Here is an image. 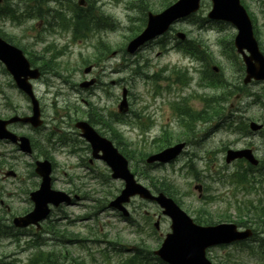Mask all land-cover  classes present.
Returning <instances> with one entry per match:
<instances>
[{
  "label": "rangeland",
  "instance_id": "374dc122",
  "mask_svg": "<svg viewBox=\"0 0 264 264\" xmlns=\"http://www.w3.org/2000/svg\"><path fill=\"white\" fill-rule=\"evenodd\" d=\"M89 1H92L89 5L96 12L106 17L110 16L116 27L113 26L112 29L102 27L85 39L74 40L70 30H63L57 25L52 27V31H48L46 27L48 19L44 16L30 17L20 22L0 16V34L11 37L13 43L27 50L35 60L34 66L43 68L42 60L51 54L60 66L54 70L51 69L52 64L44 67L41 78L33 82L44 119V126L40 132H31L24 126L15 127L16 131L25 134L31 132L32 137L41 144L46 142L44 139L46 134L48 136L50 131L57 129L70 132L67 133L68 136L74 139L76 136L72 132L74 127L71 120L83 118L87 107L83 100L90 99L91 102L97 103L106 116L110 112L119 115L117 105L125 89L126 92L128 90L129 103L127 124L115 125V128L122 136V139L118 140L121 142L120 146L125 147L133 155L132 161H129L132 171L134 167L143 165L138 164L139 153L146 155L155 151L154 148L160 143L155 139L160 137L163 129L168 128L171 135L163 146L175 142L176 133L185 134L189 138V145L175 161L153 165L150 168V175L158 177L159 181L162 178L171 181L172 186L177 188H173L172 191L182 201L180 207L190 217L210 215L215 222L228 220L235 222V205L238 202L252 200L256 203L261 199L264 204V178L253 179L251 184L230 183L227 175L239 170L243 163L235 161L226 164L224 161L227 148L243 147L251 148L255 157L264 161V127L259 133L250 132L248 129V133L245 134L241 131L232 132L217 125V122L210 121L197 124L195 130L179 132L178 116L176 114L175 117L172 105L179 104L185 99L188 107L200 110L205 97L223 92L229 97L224 103L221 101L219 103L225 106L226 115H232L233 126L235 124L239 126L240 123L242 125V122L248 125L249 119L264 125V81L243 84V63L230 46L236 32L235 28L228 23H204L198 19L205 17L210 7L209 1H204L194 22L187 19L178 21L173 25L167 39L151 42L135 55L127 56L123 51L125 43L142 28L146 12L159 11V7L167 0ZM70 2L74 4L76 0ZM11 3L20 9L19 12L25 6L32 8L34 12L37 9L54 10L62 5V12L70 16L65 11V7L68 6L66 1L0 0V5ZM242 4L252 19L254 30L256 27L255 38L264 52V0H243ZM174 30L184 32L188 38L204 40L207 54L202 62L186 58L175 50L160 53L165 41L171 43ZM101 40L109 44L107 48H110V51L106 58L96 60L98 62L95 63V69L85 75L83 68L86 64H82L85 60L98 59L93 53L95 44ZM50 45L54 49L51 50ZM62 63H66L68 69L61 66ZM209 65L210 68L211 66L217 68L214 73L219 74L218 77L224 83L220 88H209L203 80ZM136 68H140L146 75H134ZM173 68L180 69L185 74L187 82L179 83ZM160 74L167 77L160 80L158 78ZM95 75L100 76L99 84L104 88L99 87L100 90L95 88L98 86L91 89L78 88V81ZM153 76L155 81L152 79ZM74 87L78 91L74 90ZM104 89L105 91H102ZM161 90L167 92L161 95L159 94ZM232 91L236 94L231 93ZM28 105V100L14 86L10 75L0 63V116L9 113L14 107L18 112H27ZM136 116L139 118L141 116L144 125L149 124L146 130H143L138 120L136 121ZM105 135L108 137V134ZM47 145L51 147L50 144ZM82 145L83 151L80 149L73 154L69 153L71 146H58L56 150L50 151L49 147L43 145L54 160L52 187L64 191L77 188L82 199L76 204L52 209L49 218L42 223V231L36 233L41 237L39 242L41 252L54 250L58 256L60 253L69 255L71 263L65 264H127L124 260L130 255L138 254L133 253L138 245L150 250V253L146 252L142 257L155 264L152 251L160 245L166 232L170 231L169 219L161 214L156 204L139 198H133L128 204L133 221H125L117 211L108 208L107 202L119 192L123 183L109 177V170L102 161L92 159L93 164H88L90 153L86 145ZM4 147L13 150L11 145ZM13 152L15 157L5 159L7 164L0 172V200L3 202L0 205V219L5 223L11 221L12 215L24 211L22 203L27 202L25 199L28 195L24 192L37 188L39 183V178L30 173V170H33L30 165L33 164L34 158L39 156V151L33 152L32 156L14 150ZM81 158L91 167L88 169L78 167L76 164ZM9 169L14 170L17 176L3 177V173ZM136 178L144 185L150 186L151 181H148L141 170L139 175L136 174ZM196 184H201V191L195 189ZM5 205L10 209L7 210ZM146 212L153 216L152 220L144 223L142 215L145 216ZM157 215H160L158 230L153 227ZM45 225L50 226V231H46ZM30 233L31 231L18 239L0 237V260L10 262L9 264H30L31 254L39 250L33 246L28 247L27 240L34 237ZM247 247L248 245L237 244L216 246L209 248L206 255L213 264H264V254L250 253ZM146 260L144 262H147Z\"/></svg>",
  "mask_w": 264,
  "mask_h": 264
},
{
  "label": "water",
  "instance_id": "95a60500",
  "mask_svg": "<svg viewBox=\"0 0 264 264\" xmlns=\"http://www.w3.org/2000/svg\"><path fill=\"white\" fill-rule=\"evenodd\" d=\"M199 0H179L172 8L167 10L160 16L150 17L147 30H152L156 21L163 19V25H167L175 16L186 13L198 7ZM213 8L209 13L212 18L226 19L232 21L238 27V34L235 37V46L243 55L246 64V76L244 82H249L251 78L264 79V59L259 53L257 45L252 37L250 22L242 9L239 6L238 0H212ZM145 31V32H146ZM153 33H147L142 38H137L132 41L127 49L133 51L137 45L143 40L150 37ZM243 49H246L250 55H245ZM0 60L5 64L6 69L12 74L17 86L22 89L32 101V115L30 116H12L8 120L0 119V138H9L12 141H17L18 137L6 129V124L22 121L29 122L33 126L41 124L39 119L38 102L35 99L30 84L27 82V77H36L37 69H29V63L23 56L22 51L13 45L8 44L0 38ZM87 67L85 71H88ZM124 96V94H123ZM120 110L126 109V102L123 99L119 104ZM80 128L81 135L90 142L93 150V155L103 159L111 168L113 178H121L124 180V188L120 194L110 202V206L115 207L127 214L122 203L129 201L130 196L138 194L144 198H154L164 208L163 213L170 216L171 233H168L160 247L156 251L162 259L170 264H211L205 258V248L218 243H227L234 240L247 238L251 235L250 229L243 231L237 230L235 224L220 223L211 226H198L194 224L182 211H180L170 200L166 199L161 193L158 197H152L149 191L143 186L136 183L133 175L127 168V161L118 153L109 141L97 135L89 125L80 121L76 123ZM252 130H258L261 125L255 122L249 124ZM20 147L23 151L30 152L29 140L25 136H20ZM184 143H177L174 146L165 148L164 150L150 155L147 158L148 162L153 161H168L174 158L182 149ZM101 151V155L98 152ZM244 157L253 164H257V160L253 157L250 149L226 151L225 160L230 162L236 158ZM36 172L41 176L42 180L39 189L32 191L30 197L34 202V208L23 216H17L13 219L16 226L25 227L29 224H38V221L44 219L50 208L49 203L54 206L60 203H69L70 197L63 191L53 190L50 187V172L51 165L48 160L36 161ZM12 172H9L10 174ZM157 226V222L155 223Z\"/></svg>",
  "mask_w": 264,
  "mask_h": 264
},
{
  "label": "trees",
  "instance_id": "16d2710c",
  "mask_svg": "<svg viewBox=\"0 0 264 264\" xmlns=\"http://www.w3.org/2000/svg\"><path fill=\"white\" fill-rule=\"evenodd\" d=\"M89 3L91 4L92 1H89ZM14 11H16V9L12 8L10 4H6L4 7L0 8L1 15L10 16L13 19H16L14 16ZM94 19L95 18L91 16L76 14V16L73 17V24L76 29L87 31L90 29ZM7 39L12 42V39H10L9 37H7ZM197 44L200 45L199 43ZM207 82L210 85L214 86H221L224 84L221 80L215 81L211 78L207 79ZM231 93L234 94L235 92L232 91ZM228 97L229 95L225 94L222 102H224ZM218 98V96L207 98L205 102L206 106L202 111L204 121L207 122L223 118L225 114V106L222 104L220 105ZM189 117L193 120L195 117H197V115H195L194 112H191L189 114ZM193 128L194 127L192 126L191 129ZM240 130H246V125L242 124L240 126ZM121 152L128 159H133L132 153L129 152L125 147L122 148ZM140 159H143V156ZM260 167H263V164H261ZM142 168L143 167H141V169ZM251 169H253V167L250 165L240 167L239 170H237L230 176L231 181L237 185L241 183H249L248 175H250L252 171ZM134 170L137 171V167H135ZM156 182L158 186L153 184L155 186V189L160 190L161 188L164 191H170V188L168 187L169 185L163 184V182L160 181ZM235 211V221L238 225L250 226L253 228L254 234L251 240L253 241V243L250 246V249L257 250L259 253L264 254V204L261 202V199H258L256 203H253L252 200H243L241 202H238L235 205ZM195 221L202 224L215 222L210 215H196ZM69 257L70 256L66 255L65 253H60V256H58L54 253V250H50L49 252H38L37 255L33 254V257L30 259V264H65L66 262L71 263ZM129 261L132 264H137L135 257L131 258Z\"/></svg>",
  "mask_w": 264,
  "mask_h": 264
},
{
  "label": "flooded vegetation",
  "instance_id": "af4514ba",
  "mask_svg": "<svg viewBox=\"0 0 264 264\" xmlns=\"http://www.w3.org/2000/svg\"><path fill=\"white\" fill-rule=\"evenodd\" d=\"M97 79V78H96ZM17 110V109H16ZM12 112V111H11ZM22 112V111H21ZM3 118H6V115H3L2 116ZM12 126V125H11ZM11 126H9V128L11 129V130H13V131H16V129L13 127V129L11 128ZM29 131H31V132H35V131H32V129L31 128H29L28 129ZM31 132L29 133V135H31ZM72 132L74 133V135L75 136H78V131L77 130H72ZM68 134H70V132H67ZM30 137V136H29ZM4 145H11V147L12 148H14V149H16L17 151H19V149H18V146L16 145V144H12V143H10L8 140H0V159H2V160H0V172H2V170H3V166H4V164L6 163V161H5V159H8V158H14L15 157V155H14V153H13V150H11V149H8V148H5L4 147ZM88 164H93V160L92 159H88ZM84 167H87V165H83ZM3 177H6V171L4 172V176ZM72 191V192H71ZM68 193H70V194H72V195H77V194H80V191L77 189V188H71V189H69L68 190ZM79 196V195H78ZM79 198H80V196H79ZM25 201H27V202H24V203H22L23 204V207H22V209H24V210H26V209H30L31 207H32V204L29 202V198H27V199H25ZM2 201L0 200V205H2ZM5 208L6 209H10L9 208V206L8 205H5ZM24 231L25 233H29L30 231H31V233H30V235L31 234H36L37 232H39L40 231V229L39 230H37V229H34L33 227H28V228H25V229H21V231ZM24 233V234H25Z\"/></svg>",
  "mask_w": 264,
  "mask_h": 264
}]
</instances>
